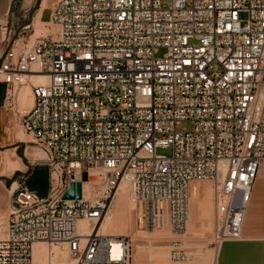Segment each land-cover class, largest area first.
Returning <instances> with one entry per match:
<instances>
[{
    "label": "built area",
    "instance_id": "built-area-1",
    "mask_svg": "<svg viewBox=\"0 0 264 264\" xmlns=\"http://www.w3.org/2000/svg\"><path fill=\"white\" fill-rule=\"evenodd\" d=\"M44 28L31 45L34 24L13 38L0 20L6 109L46 77L15 117L44 154L29 173L44 165L50 181L44 199L26 177L13 191L0 264H39L37 243L66 245L73 264H128L130 236L95 232L123 182L143 204V232L179 236L193 185L211 183L216 247L241 240L264 162V0H58ZM90 171L98 195L84 199L82 185L81 200H63ZM184 246L170 244L171 261L189 258Z\"/></svg>",
    "mask_w": 264,
    "mask_h": 264
},
{
    "label": "rangeland",
    "instance_id": "rangeland-1",
    "mask_svg": "<svg viewBox=\"0 0 264 264\" xmlns=\"http://www.w3.org/2000/svg\"><path fill=\"white\" fill-rule=\"evenodd\" d=\"M57 1L58 0H49V4L52 5V3H56ZM47 4H48V0H47ZM44 23H42L40 20H38L35 23L34 30H35V35L36 34L37 35L32 38L33 40L35 38L46 35L47 31L44 28ZM27 28L29 32L28 34H30L31 33L30 24L28 25ZM163 54L164 52L161 51L159 56H162ZM22 89L23 86L22 87L19 86L15 89V92L18 93ZM5 93H6V88L1 86L0 97H3ZM12 109L13 110H11L10 113L14 117H15V112L17 110L24 113L28 112L25 109L20 108L19 104L18 106L14 105V108ZM15 124H16L15 145L0 150V239L4 238L6 234L7 219H8L10 203H11L12 185L14 183L17 184L20 183L22 181V177H26L25 178L26 188L41 199H44L48 196L50 189L49 172L46 166L38 165L34 168L31 174L29 173L30 163L34 162L35 160L44 158V154L41 152L38 146H36L33 143L32 137H30L25 133L24 129L21 127L19 122L16 121ZM21 140L23 141L21 142ZM158 154L170 156L171 151L158 150ZM7 155H9L11 158V162L9 164L10 166L7 165L5 166V164H3L5 163L4 160H6ZM4 168L6 169L4 170ZM3 174L6 175L3 176ZM97 179H100V177H96L92 179V181L95 180L97 181ZM200 184L202 186L201 187L202 189L200 195L199 194L197 195V198L200 199L202 198L201 200H203L204 198H207L206 197L208 195L207 192H209V188L213 185L208 182H203ZM93 188L97 189L96 191L99 192L101 185L93 186ZM125 191H126L127 201L129 202L130 198L132 197L130 187L128 186ZM117 194L115 195L114 200L113 198L111 200L112 206L107 214L108 217L113 215L112 210L114 211V208L117 203L116 200H118L119 197L118 192ZM88 200L91 199L89 198ZM203 201H205V199ZM196 203L197 202H194L193 198H191L190 222L188 226V232L186 235L179 236L173 234L168 229L162 231H156L152 233L143 232L142 231L143 204L139 201H136V205L138 209L136 210L135 214L132 215L131 224L126 225L127 227L125 226L124 227L125 229H122L123 231L115 232L113 229L108 228L105 230V232L102 231L103 233L102 232L101 233L104 235H107L108 233L124 234V236L131 237L132 248L130 251V259L128 261V264H214L215 261H213V256H214V251L217 248L215 236L218 229L216 222V215H215V206H213L212 208L211 205L209 210L211 214L210 215L207 212H203L202 209L201 210L198 209L197 206H195ZM211 204H212V199H211ZM206 216H208L209 218ZM206 220L210 222L208 221L206 222ZM176 241L181 242L185 245L184 249L187 250L186 252L188 253L187 255L189 256V258H187L185 261L173 262L170 259V244ZM156 244H165L169 246V248L166 250L168 257L165 259V261L161 263H158L153 258H151V246H156ZM64 262L65 261L58 260L56 264L64 263Z\"/></svg>",
    "mask_w": 264,
    "mask_h": 264
},
{
    "label": "crops",
    "instance_id": "crops-1",
    "mask_svg": "<svg viewBox=\"0 0 264 264\" xmlns=\"http://www.w3.org/2000/svg\"><path fill=\"white\" fill-rule=\"evenodd\" d=\"M55 3L47 0H0V20L7 17L11 37L29 33L28 25L50 20ZM31 32V31H30ZM7 86L0 83V87ZM0 97V150L15 145L16 118ZM18 148V147H17ZM31 174V173H30ZM215 264H264V162L253 184L242 228V239L225 241L216 248Z\"/></svg>",
    "mask_w": 264,
    "mask_h": 264
},
{
    "label": "bare ground",
    "instance_id": "bare-ground-1",
    "mask_svg": "<svg viewBox=\"0 0 264 264\" xmlns=\"http://www.w3.org/2000/svg\"><path fill=\"white\" fill-rule=\"evenodd\" d=\"M34 25H35V23H34ZM34 42H35V39L34 40L31 39L30 44L32 45ZM45 82H46V77L44 75H39V76H36L31 81V83L26 82L25 84H23L22 85L23 89L21 91H19L18 93L15 92V105L18 106V104H19L20 108L25 109L26 111L31 110V108L34 105V96H33V93H32V87L35 86V85L44 84ZM19 139H21V138H19ZM23 140H21V142ZM4 161H5V163H3V164H5V166L6 165L10 166L9 164L11 162V158H10L9 155H7V158ZM8 168H10V167H8ZM5 169L6 168H4V170ZM4 175H6V174H3V176ZM98 176L99 175H98L97 172L90 171V178H96ZM99 180L100 179H97V181L96 180L92 181L91 179H89L87 182L83 183L84 199H89V198L90 199H94L98 195V191H96L97 189L93 188V186L101 185V182ZM17 186H18L17 183L13 184V186L11 188L12 189V191H11L12 193L16 189ZM128 186H129V184H127L125 182L120 183L118 185L115 195L118 192L119 193V197H118V200H116L117 203H116V206L114 208V211L112 210L113 215L110 216V217L107 216V214H108V212H109V210H110V208L112 206L111 205L109 207V209L107 210L106 215L103 218V220L96 226L95 232L98 229L100 230V232H102V231L105 232V230L108 229V228L109 229H113L115 232H120V231H123L122 229H125L124 227L126 225H130L131 224L132 215L135 214V212L138 209V207L136 205V200H135V198H134V196L132 194V191H131L132 197L130 198L129 202L127 201V196H126V191L125 190H126V188ZM201 187L202 186H201L200 183H196L195 185H193V197L192 198H193L194 202H197L195 204V206H197L198 209H200V210L202 209L203 212H207L208 214H210V212H209L210 207H211V205H212V208L214 206L213 187L211 186L209 188V192H207L208 190L206 189L207 191H205V192H207L208 195L206 196L207 198H204L205 201H203L204 199L201 200L202 198L201 199L197 198V195L198 194L200 195V192H201V189H202ZM127 192H129V191H127ZM210 196H211V199H212V204H211ZM114 198H115V196H114ZM114 198H113V200H114ZM190 208H191V201H190ZM206 217H208V216H206ZM202 218H205V217H202ZM207 221L208 220H206V222ZM189 222H190V220H189ZM208 222H210V221H208ZM80 226H81L82 232H83V234L85 236H89L93 232V227L94 226L88 227V224L85 221H81L80 222ZM107 235L108 236H124V234H116V233H108ZM141 247H144V246H141ZM168 248H169V246H167L165 244H156V246H151V258H153L158 263H161V262L165 261V259L168 257V254L166 253V250ZM33 252H34V257H35V259L37 260V262L39 264H49L50 263L51 254H53V258H54L53 264H56V262L58 260L65 261L64 263H59V264H73V261L70 260V257L68 255L67 247H66V245H63V244L62 245H56V246H53V247H48L45 244L37 243L33 247ZM216 253H217V251L215 250L214 251V256H213V261H216ZM66 261H68V262H66ZM214 264H215V262H214Z\"/></svg>",
    "mask_w": 264,
    "mask_h": 264
},
{
    "label": "water",
    "instance_id": "water-1",
    "mask_svg": "<svg viewBox=\"0 0 264 264\" xmlns=\"http://www.w3.org/2000/svg\"><path fill=\"white\" fill-rule=\"evenodd\" d=\"M83 170H86V166H83ZM89 179L87 173H84L81 177V181L77 183H72L66 193L63 196V200H81L82 199V185Z\"/></svg>",
    "mask_w": 264,
    "mask_h": 264
},
{
    "label": "trees",
    "instance_id": "trees-1",
    "mask_svg": "<svg viewBox=\"0 0 264 264\" xmlns=\"http://www.w3.org/2000/svg\"><path fill=\"white\" fill-rule=\"evenodd\" d=\"M29 175V174H28Z\"/></svg>",
    "mask_w": 264,
    "mask_h": 264
}]
</instances>
